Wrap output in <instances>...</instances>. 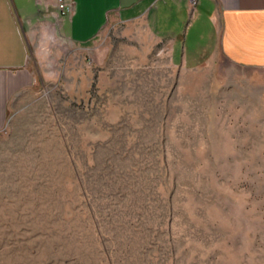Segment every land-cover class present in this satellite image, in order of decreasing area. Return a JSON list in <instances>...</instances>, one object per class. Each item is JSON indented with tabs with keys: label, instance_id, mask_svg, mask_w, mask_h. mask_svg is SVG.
Returning <instances> with one entry per match:
<instances>
[{
	"label": "rangeland",
	"instance_id": "obj_1",
	"mask_svg": "<svg viewBox=\"0 0 264 264\" xmlns=\"http://www.w3.org/2000/svg\"><path fill=\"white\" fill-rule=\"evenodd\" d=\"M153 12L86 41L70 9L29 30L0 264H264V67L180 66Z\"/></svg>",
	"mask_w": 264,
	"mask_h": 264
},
{
	"label": "crops",
	"instance_id": "obj_2",
	"mask_svg": "<svg viewBox=\"0 0 264 264\" xmlns=\"http://www.w3.org/2000/svg\"><path fill=\"white\" fill-rule=\"evenodd\" d=\"M27 1L0 0V129L12 99L35 82L28 64L29 30L54 16L62 28L57 0H31L32 8ZM65 1L73 16V37L67 36L75 41L94 37L108 18L150 15L153 20L156 7L152 23L170 46L172 62L196 68L222 57L248 70L264 67V0H197L193 6L188 0Z\"/></svg>",
	"mask_w": 264,
	"mask_h": 264
},
{
	"label": "built area",
	"instance_id": "obj_3",
	"mask_svg": "<svg viewBox=\"0 0 264 264\" xmlns=\"http://www.w3.org/2000/svg\"><path fill=\"white\" fill-rule=\"evenodd\" d=\"M190 5H194L196 3L197 0H188ZM57 6L58 9L61 13H64L66 11H68L71 8V3L66 2L65 0H58L57 1Z\"/></svg>",
	"mask_w": 264,
	"mask_h": 264
}]
</instances>
